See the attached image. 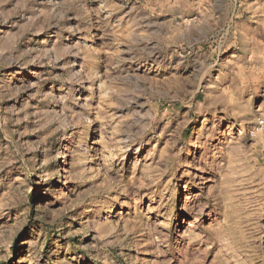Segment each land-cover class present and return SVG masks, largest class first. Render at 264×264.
<instances>
[{
    "label": "rangeland",
    "instance_id": "374dc122",
    "mask_svg": "<svg viewBox=\"0 0 264 264\" xmlns=\"http://www.w3.org/2000/svg\"><path fill=\"white\" fill-rule=\"evenodd\" d=\"M0 264H264V0H0Z\"/></svg>",
    "mask_w": 264,
    "mask_h": 264
}]
</instances>
